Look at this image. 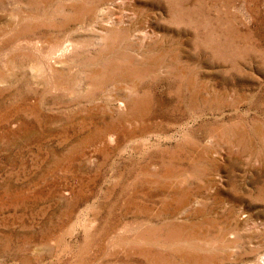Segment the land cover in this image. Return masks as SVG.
Wrapping results in <instances>:
<instances>
[{
  "label": "rangeland",
  "instance_id": "1",
  "mask_svg": "<svg viewBox=\"0 0 264 264\" xmlns=\"http://www.w3.org/2000/svg\"><path fill=\"white\" fill-rule=\"evenodd\" d=\"M0 264H264V0H0Z\"/></svg>",
  "mask_w": 264,
  "mask_h": 264
}]
</instances>
